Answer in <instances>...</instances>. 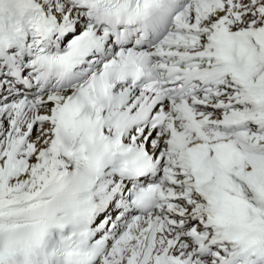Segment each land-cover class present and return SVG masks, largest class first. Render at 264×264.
<instances>
[{
    "label": "snow or ice",
    "instance_id": "1",
    "mask_svg": "<svg viewBox=\"0 0 264 264\" xmlns=\"http://www.w3.org/2000/svg\"><path fill=\"white\" fill-rule=\"evenodd\" d=\"M0 264H264V0H0Z\"/></svg>",
    "mask_w": 264,
    "mask_h": 264
}]
</instances>
